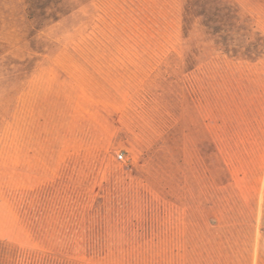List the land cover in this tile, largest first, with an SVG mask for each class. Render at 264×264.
<instances>
[{"label": "rangeland", "instance_id": "374dc122", "mask_svg": "<svg viewBox=\"0 0 264 264\" xmlns=\"http://www.w3.org/2000/svg\"><path fill=\"white\" fill-rule=\"evenodd\" d=\"M0 264H264V0H0Z\"/></svg>", "mask_w": 264, "mask_h": 264}, {"label": "built area", "instance_id": "2783aa9c", "mask_svg": "<svg viewBox=\"0 0 264 264\" xmlns=\"http://www.w3.org/2000/svg\"><path fill=\"white\" fill-rule=\"evenodd\" d=\"M123 156L122 155H119V158H122Z\"/></svg>", "mask_w": 264, "mask_h": 264}]
</instances>
